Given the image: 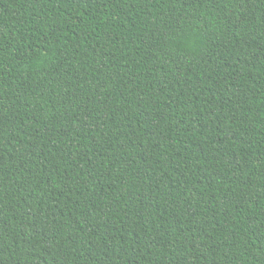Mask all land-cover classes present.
<instances>
[{
  "label": "trees",
  "instance_id": "16d2710c",
  "mask_svg": "<svg viewBox=\"0 0 264 264\" xmlns=\"http://www.w3.org/2000/svg\"><path fill=\"white\" fill-rule=\"evenodd\" d=\"M0 264H264V0H0Z\"/></svg>",
  "mask_w": 264,
  "mask_h": 264
}]
</instances>
